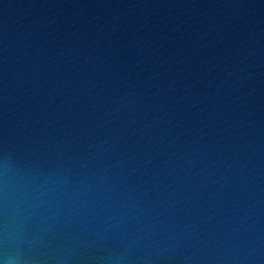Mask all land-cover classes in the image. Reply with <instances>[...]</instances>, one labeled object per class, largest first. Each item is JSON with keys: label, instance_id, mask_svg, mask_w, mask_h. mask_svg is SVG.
Returning a JSON list of instances; mask_svg holds the SVG:
<instances>
[{"label": "water", "instance_id": "water-1", "mask_svg": "<svg viewBox=\"0 0 264 264\" xmlns=\"http://www.w3.org/2000/svg\"><path fill=\"white\" fill-rule=\"evenodd\" d=\"M0 264H264V0H0Z\"/></svg>", "mask_w": 264, "mask_h": 264}]
</instances>
